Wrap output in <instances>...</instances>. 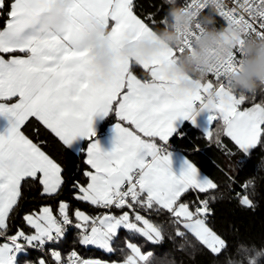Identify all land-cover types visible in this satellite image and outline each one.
Instances as JSON below:
<instances>
[{"label": "snow or ice", "instance_id": "1", "mask_svg": "<svg viewBox=\"0 0 264 264\" xmlns=\"http://www.w3.org/2000/svg\"><path fill=\"white\" fill-rule=\"evenodd\" d=\"M51 3L0 0V54H6L0 55V117L8 125L0 133V264H171L135 242L136 238L153 245L164 241V226L145 215L153 211L168 215V224L175 229L174 237L168 238H178L181 249L194 247L191 236L219 264H232L231 255L220 261L229 245L210 226L209 201L215 197L199 195L218 185L210 177L197 179V168L188 160L180 175H174L168 148L174 134L183 135L177 133L174 121L194 125L200 113L207 114V126L197 139L214 144L230 168L238 169L241 156L264 148V101L245 106L224 86V74L235 69L236 57L183 96L170 92L162 67L183 47L163 49L150 61L117 59L112 75L97 82L83 43L84 24L92 19L104 23L109 47L118 51L126 41L150 36L165 15L158 18L149 11L142 16L137 0H69L62 23L40 34L39 20ZM185 6L209 10L206 0H191ZM214 13L223 23L242 22L250 32L264 35V0H219ZM195 35V30L186 34V47H191ZM135 66L146 75L138 78ZM210 89L216 90L218 100L209 112L204 105ZM95 116L115 118L109 152L102 151L95 139ZM217 125L221 128L213 133ZM26 130L36 131L35 141ZM78 138L88 141L82 150L86 179L73 182L70 199L65 200L61 198L64 169L48 148L55 145L68 154ZM198 150L194 144L191 151ZM252 183L249 179L245 187ZM25 190L57 203L24 210ZM189 192L196 194L189 197ZM237 196L241 206L254 207L249 195ZM73 202L103 211L88 213ZM69 228L76 230L82 248L94 247L109 255L119 252L123 258L85 257L77 248L65 252L59 245ZM34 251L41 255L32 258ZM235 251L246 252L245 243L240 241Z\"/></svg>", "mask_w": 264, "mask_h": 264}, {"label": "clouds", "instance_id": "2", "mask_svg": "<svg viewBox=\"0 0 264 264\" xmlns=\"http://www.w3.org/2000/svg\"><path fill=\"white\" fill-rule=\"evenodd\" d=\"M218 2L206 0L209 10L204 12L181 5L177 0H163L167 5L165 17L153 28L152 34L126 41L118 51L109 47L108 29L104 23L90 20L83 25L82 31L93 78L97 82L108 79L117 59L131 58L139 63L150 61L163 49L183 47V52L162 66L172 94L183 96L194 92L199 83L205 82L215 69L235 56V69L224 74L225 88L245 102L264 95V35L250 32L242 22L235 20H225L218 25L214 13ZM68 5L69 0H52L39 20V33L55 30L62 23ZM194 30L196 35L188 48L184 39ZM217 100L216 90L210 89L205 94L204 110L212 111ZM220 128L217 125L212 132L216 133ZM261 165L264 166V157ZM252 248L254 251L248 257V264H259L264 259V246L252 245Z\"/></svg>", "mask_w": 264, "mask_h": 264}, {"label": "trees", "instance_id": "3", "mask_svg": "<svg viewBox=\"0 0 264 264\" xmlns=\"http://www.w3.org/2000/svg\"><path fill=\"white\" fill-rule=\"evenodd\" d=\"M185 0H177L182 4ZM137 11L142 16H147L148 12H154L158 18L165 15L167 5L163 4V0H137ZM2 20V17H0ZM151 24V21H149ZM218 23V22H217ZM219 25V23H218ZM264 101V95H258L254 101L246 102L245 106H250L253 102ZM115 118L107 116L99 127V133L114 124ZM177 133H182L179 138L176 135L169 141V149L182 154L190 163H192L203 175L210 177L217 185V189L207 191V193H200V197L205 196L215 197L209 201V205L213 210L210 217V226L217 231L228 242V251L220 257V261L229 257L232 264H248V257L254 251L252 245L257 247L264 246V166L261 165V158L264 157V148L257 147L252 151L249 157L241 156L240 167L232 169L229 166L228 158L221 153L214 144L207 143L203 138L197 139L202 135L201 131L191 126L184 124ZM26 134L30 135L34 141L37 138L36 131ZM225 144L229 147H234L227 137H222ZM87 141L84 143V145ZM194 144L199 145L198 151H191ZM49 153L54 159L60 163L64 169V180L66 182L62 197L65 200L70 199V189L72 183L75 181H84L86 178L83 176V171L87 167L84 160V153L78 155L73 154L68 150V154L62 150H58L55 145H50L48 148ZM219 165V167H217ZM260 166V167H258ZM223 169V171L221 170ZM253 181L251 187H245L248 180ZM245 194L249 195L254 202V207L246 208L239 204V197ZM196 193L189 192V197L194 196ZM57 202L41 198L39 193L32 190H25L24 210L31 208H38L44 204H51L55 207ZM74 207H80L88 213L96 214L98 209H94L85 203L76 204L73 202ZM150 219L158 224L164 226L165 239L159 245H149L140 238H136L144 250L153 251L158 259L163 258L170 261L171 264H219L214 255L210 254L203 246H201L194 238L192 240L194 247H186L181 249L179 247L181 241L178 238L169 239V235H175V229L168 224L169 217L164 213H145ZM20 219L16 221L19 224L22 221L23 211L19 214ZM27 230V226H25ZM124 236V232H121ZM243 241L247 251L237 253L235 248L237 244ZM122 246V245H118ZM65 252L72 248H77L85 257L98 258L101 260H118L122 259L121 253L116 252L109 255L96 248L84 249L78 244L76 238V231L69 230L66 233V238L59 245ZM41 255L38 252H32V258ZM259 264H264V259L259 261Z\"/></svg>", "mask_w": 264, "mask_h": 264}, {"label": "crops", "instance_id": "4", "mask_svg": "<svg viewBox=\"0 0 264 264\" xmlns=\"http://www.w3.org/2000/svg\"><path fill=\"white\" fill-rule=\"evenodd\" d=\"M17 54H19V53H17ZM0 55H6V54H0ZM135 68H136V71L134 72V74H136L138 76V78L146 75L144 70L142 68H140L139 66H135ZM106 117L107 116H104V117L95 116L93 118V128L95 131V139L98 142L99 147L101 148L102 151L109 152L112 150V148L114 146V136H115V133L113 131L114 124L108 126L105 129V131L98 134L99 127ZM203 118H204V113H200L199 115H197L194 125L189 121L178 118L176 121H174V127L176 128V130L178 132L184 124H190L191 126H196V124L200 123L203 120ZM7 126H8L7 120L3 117H0V133H3ZM86 141H87L86 139H82V138H78V139L74 140L72 145L69 148V151L72 152L73 154L78 155L79 153L83 152L82 151L83 149H86L87 144H88V141H87V143L84 145V143ZM168 152L170 153V170L172 171V173L174 175L179 176L180 172L182 171L184 161L187 159L182 154H180L178 152H174V151L170 150L169 148H168ZM197 172H198L197 179H202V178L206 177L198 169H197ZM193 193H195V192H193ZM90 207H92V206H90ZM98 210L103 211L100 209H98ZM140 239L143 240L142 238H140ZM143 241L149 245H153L150 242H147L145 240H143ZM91 248H94V247H91Z\"/></svg>", "mask_w": 264, "mask_h": 264}, {"label": "built area", "instance_id": "5", "mask_svg": "<svg viewBox=\"0 0 264 264\" xmlns=\"http://www.w3.org/2000/svg\"><path fill=\"white\" fill-rule=\"evenodd\" d=\"M190 2H191V0H185L181 5H185L186 3H190ZM207 11L208 10H204V12H207ZM215 19H216V21L219 24H223V21L218 16H215ZM206 117H207V114L204 113L203 120L200 123L196 124V126H193L196 129H198L199 131H201V133H202V130L207 126V119H206ZM69 230L76 231L74 228H69L68 231H67V233L69 232ZM44 255L46 256V258H50V257H47V254L46 253Z\"/></svg>", "mask_w": 264, "mask_h": 264}, {"label": "water", "instance_id": "6", "mask_svg": "<svg viewBox=\"0 0 264 264\" xmlns=\"http://www.w3.org/2000/svg\"><path fill=\"white\" fill-rule=\"evenodd\" d=\"M236 197H238V196H236ZM244 207V206H243ZM246 208H248V207H246Z\"/></svg>", "mask_w": 264, "mask_h": 264}]
</instances>
